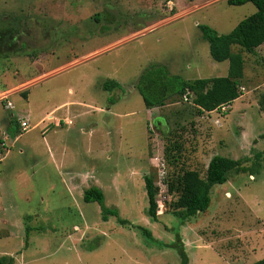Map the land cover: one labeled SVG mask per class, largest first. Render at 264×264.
<instances>
[{"label": "rangeland", "instance_id": "obj_1", "mask_svg": "<svg viewBox=\"0 0 264 264\" xmlns=\"http://www.w3.org/2000/svg\"><path fill=\"white\" fill-rule=\"evenodd\" d=\"M1 1L0 31L5 17ZM153 2H160L164 11L151 9ZM11 3L14 11L8 30L14 33L5 37L0 33V77L5 87L12 80L8 78L16 76L13 65L21 77L15 83L29 71L33 76L71 66L31 85L28 98L22 96L24 89L14 93L13 108L0 106L4 114L28 116L31 125L13 145L11 156L2 161L5 168L9 163L8 169L0 168V255L13 256V264H180L178 252L169 246L178 231L188 264H251L263 258L264 110L260 101L264 100V45L255 53L242 51V95L232 109L222 113L199 114L192 101L178 100L155 109L157 122L155 117L147 121L144 101L132 87L141 71L157 61L173 63V71L177 66L186 78L227 75L228 61L211 58L198 24L227 33L256 7L251 2L229 5L226 0ZM52 4L60 11L57 16L53 11L55 17L50 14ZM154 21L161 24L132 37ZM123 38L128 39L84 59ZM16 54L27 55L28 59H21L28 63L40 54L41 69L36 71L33 63L27 68L25 61L10 58ZM113 74L123 79L121 91L128 96L108 104L97 98L102 93L97 86ZM72 85H83L84 93L89 91L97 99V106L84 117L94 130L76 134L65 126L55 128L51 121L33 126L42 117V109L67 98L69 87L75 88L74 96L82 90ZM65 112L63 108L54 116ZM49 146L57 153L60 177ZM62 146L65 155H60ZM167 147L170 158L165 156ZM257 151H262L259 172L253 177L249 172H231L225 183L213 186L206 212L179 223L170 206L177 194H167L168 182L179 171L196 169L204 176L216 154L247 159L244 164L253 166ZM162 170L166 187L159 186L157 191L159 215L154 221L147 215L143 176H150L158 187ZM90 186L101 189L105 205L117 209L129 223L122 225L115 216L103 220L99 203L82 198ZM137 226L150 230L159 242L148 240Z\"/></svg>", "mask_w": 264, "mask_h": 264}, {"label": "trees", "instance_id": "obj_2", "mask_svg": "<svg viewBox=\"0 0 264 264\" xmlns=\"http://www.w3.org/2000/svg\"><path fill=\"white\" fill-rule=\"evenodd\" d=\"M229 5H242L251 2L256 11L243 19L227 33H218L214 28L206 24H198L202 38L208 42L209 53L215 61H228V72L225 76H213L205 78L185 79L179 74L170 72L166 64L150 63L140 73L134 83L135 89L141 95L147 109L162 107L168 102L182 100L186 91L191 93V101L198 113L220 110L223 104L231 103L241 94L240 82L244 76V57L242 51L255 53L256 48L264 43V0H226ZM14 29H12L13 31ZM5 29L0 31L2 37L9 36L12 32ZM0 35V39L2 38ZM5 37V36H4ZM239 47L234 51L233 47ZM103 89L111 90L121 88V85L112 79L102 84ZM264 110V100L260 101ZM10 127L11 136L21 133L18 118L13 117ZM262 151L254 153L256 159L253 166L244 163L247 159H234L225 155L216 154L209 160L204 176L196 169H182L167 184L168 191H175L177 197L170 202L173 215L178 217L179 223L183 224L199 213L206 212L211 204V191L214 185L223 184L228 180L231 172H249L254 176L259 172ZM165 156L170 158V150L165 149ZM174 158H176L174 156ZM144 187L148 198L147 215L154 221L158 219V185L155 186L152 178L143 176ZM165 187H166V182ZM83 200L86 202L96 201L101 207V217L107 220L109 216L117 217L120 224H128V220L121 218L117 209L105 205L104 195L101 189L90 186L83 191ZM145 237L151 242L159 241L152 232L142 226H137ZM176 239L169 246L174 248L180 257V264H188V256L184 244L176 231ZM14 258L9 255H0V264H13ZM251 264H264V257Z\"/></svg>", "mask_w": 264, "mask_h": 264}, {"label": "crops", "instance_id": "obj_3", "mask_svg": "<svg viewBox=\"0 0 264 264\" xmlns=\"http://www.w3.org/2000/svg\"><path fill=\"white\" fill-rule=\"evenodd\" d=\"M58 1H60L61 3L63 2V0H58ZM11 2H15V3H11ZM22 2H23V0H22ZM22 2H21V0H2L1 1V3H3L2 12L4 11V8H5V17H4V20L2 18V23H4L2 25V28H3L2 31H4L5 29H9V27L11 26L10 25V21L13 19V18L11 19V14L13 13L14 10H13V8H9L10 7V4L9 3H11V6L12 5H15V4H16V6H21L22 5ZM55 4H52L50 14L51 15H54V12L53 11H55V15L57 16L60 11L57 10V7H56ZM158 5H160V2H153V4L151 5L150 8L151 9L156 8L160 12L164 11V9L162 7H160V6H158ZM181 12H183V11H181ZM55 15H54V17H55ZM175 15H178L179 16V15H181V13H175L173 16H175ZM6 19H7V22L5 24ZM7 23H8V25H7ZM160 24H161V21H158V22L157 21H154L150 25H147L148 27H146V29H143L141 31H138V32H136L134 34L132 33L133 34L132 37H136V36L142 35L145 32L152 31V30H154V28H156ZM12 33H14V32H12ZM82 39L84 40V37H82ZM127 39L128 38L120 39V40L112 43L111 45H108L107 47H104L102 50H99V51H96V52L95 51L90 52L92 54L86 56L84 59L91 58V57L99 54L100 52H102L104 50L111 49V48L119 45L120 43L126 41ZM263 45H264V43L262 45L258 46V47H262ZM258 47L256 49H258ZM208 49H209V46H208ZM17 52H19V50ZM49 55H52L54 57L56 56L55 55V52H51ZM3 56L9 57L8 55H3ZM24 57L26 59H28V56L27 55H20V54L13 55L10 58L11 59H14V60L17 59L18 60V63H20L21 61L22 62L25 61V60H22L21 59V58H24ZM84 59H82V60H84ZM42 62H43V60H41V55L40 54H38L37 56H33L32 59H31V61H30V63L31 64L33 63V65H34L32 68H34L36 71H37V68L38 69H41L40 68V65L42 64ZM78 62H80V60L75 61L72 64H76ZM157 62L166 64L167 67L169 68L170 72L173 73V74H179L181 76L183 74H186L183 70H179V68L177 66H176V71H173V66H174L173 63H167V62H164V61H157ZM26 63H28V62H26ZM30 63H28L26 65V67L27 66L30 67ZM15 64H17V63H15ZM69 66H71V64L70 65H67L65 67H63V66H57V67H54V68H52V69H50L48 71H40V73H36L33 76L30 75L32 73H29L30 72L29 71L26 74H23L25 78L22 77L23 79H20V81H21L20 83H15L16 80H17V78L19 79L21 77H20L19 69L15 65H13L12 73L16 74V76L11 77V78H8V80L9 79H12V80H9L8 81V83H7L8 86L7 87H5V84L2 82L1 77H0L1 88L8 89V90H12L13 91V92H11L10 97H9V99L11 101H12V99H11L12 95H14V93H16V92H18L20 90H23V89H24L25 92H24V94L22 96L25 97V98H28L29 93H30L29 92V87L31 85H34L37 82H39L40 80H43L45 78L52 77V76L56 75L57 73L61 72L62 70H65V68L66 67H69ZM29 67H27V68H29ZM15 68H17V69H15ZM114 75L115 74H113L111 77H108V79H106V80L112 79V80L117 81L121 85V88H113L111 90H105V89H103L102 84L106 80L103 81L101 84H99V86H97L98 89H99V91H102V93L99 94L97 96V98L101 99L102 101L107 102L108 104H111L112 103V102H110L111 100H114V101L116 100L117 102H119L121 99H125L128 96L127 94L123 93V91H121V89H124V87H125V85H124V83L122 81L123 79L119 78L117 75L116 76H114ZM205 77L206 76H203V75H196V77H192V78H186V77H183V78H185V79H194V78H205ZM208 77H213V76H208ZM134 83H135V81L132 82V87L133 88H134ZM72 86H76V89H82L78 93V94H81V96H79L77 93H76L77 95L74 96L75 88L74 87H69L68 90H67L68 93H66L67 98L64 99V100H62V101H60L59 103L53 105L49 109H46V110L45 109H42V117H40L38 119V121H36L34 123L33 126H37V125L38 126H42V125L45 124L46 121H51L52 125L55 128H59V127H64L65 126L66 129H69L70 132H73V133H76V134H81L83 132L86 133L88 131L91 132L92 130H94L93 127H88L87 122L84 121V117H86L87 115H89V109H91L93 106H97V105H94V104H96L97 99H96V97H94L95 95H90L91 93L89 91L86 92L87 95L85 97L84 94H86V93H84V90H83L84 89V86L83 85H81V86L80 85H72ZM20 87H24V88H20ZM130 88H131V86H130ZM58 91H59V89L57 90V93L56 94H58ZM240 96L231 103V106H230L231 109H232L233 103L235 101H237L240 98ZM0 106H2V108H6L2 103H0ZM13 106H14V104H13ZM164 106H166V105H164ZM63 108H66L65 115H57V116H54L55 113H57L59 110H61ZM6 109H10V108H6ZM98 109L100 111L103 110L102 108H98ZM107 109L110 110L109 107H107ZM155 109H157V107L151 108V109H147L145 107V111H146V114H147V121H149L152 117H155L154 119H155L156 122L159 120V116H155V115L153 116V112L155 111ZM211 112H213V111H211ZM13 117H16V118H25L27 120L29 119L28 116H18L17 114H13V113L4 114L1 111V109H0V136H1L2 133L8 134L9 135V138H8L7 141L10 144L9 145L10 146L9 147V152L7 153V155L5 156L4 159H6L7 157L9 158L11 156L13 145L14 144H17L18 141H19V138L23 135V134H20L19 136H16V137L11 136L9 130H10V127L12 126L11 120H12ZM77 119H78V124L76 123V120ZM48 126H49V124L47 126H44L42 128V133L44 131L46 132V129L48 128ZM87 148H88V146H87ZM20 152L22 153L23 152V149L20 148ZM48 152H49V156L51 158V162H52L55 170L57 171L58 176L60 177L61 165L57 162L58 160L55 158V156H56L57 153H55V150L52 149V147H50V146L48 147ZM76 152H78V151H76ZM65 154H66V149H64V147H63L62 150L60 151V155H65ZM3 160L0 161V168L3 169V170L8 169L9 163H6V167L7 168H5V163L3 164V162H2ZM251 177H253V176H251Z\"/></svg>", "mask_w": 264, "mask_h": 264}, {"label": "built area", "instance_id": "obj_4", "mask_svg": "<svg viewBox=\"0 0 264 264\" xmlns=\"http://www.w3.org/2000/svg\"><path fill=\"white\" fill-rule=\"evenodd\" d=\"M168 5H171L170 1L168 2ZM171 9H172V6H170V10ZM241 89L243 90V87H241ZM11 92L13 91L1 88V83H0V103H2L6 108H10V109L14 107L12 101L9 99ZM182 102H191V93L189 91H186L183 94ZM228 106L229 104L227 103L221 105L220 110H218V112L222 113L226 111ZM18 122H19V128H20L21 133L27 131L31 127L29 121L25 118H18ZM20 134H18L17 136H19ZM0 137H1L0 138V161H1L5 158V156L9 152L10 144L7 141L9 138L8 134L2 133ZM164 174L165 172L164 170H162L160 179L158 181V185L161 186L162 188L165 187V183H164L165 175Z\"/></svg>", "mask_w": 264, "mask_h": 264}, {"label": "flooded vegetation", "instance_id": "obj_5", "mask_svg": "<svg viewBox=\"0 0 264 264\" xmlns=\"http://www.w3.org/2000/svg\"><path fill=\"white\" fill-rule=\"evenodd\" d=\"M9 42V41H8ZM9 45H11V44H9Z\"/></svg>", "mask_w": 264, "mask_h": 264}]
</instances>
